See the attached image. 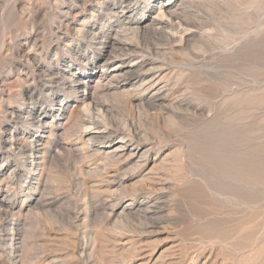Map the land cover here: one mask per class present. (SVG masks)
Masks as SVG:
<instances>
[{"label":"rangeland","instance_id":"rangeland-1","mask_svg":"<svg viewBox=\"0 0 264 264\" xmlns=\"http://www.w3.org/2000/svg\"><path fill=\"white\" fill-rule=\"evenodd\" d=\"M75 1L0 0V264H264V0H191L188 42L134 38L171 63L162 108L104 80L76 99L98 46L75 44ZM11 134L38 137L36 171Z\"/></svg>","mask_w":264,"mask_h":264},{"label":"bare ground","instance_id":"bare-ground-1","mask_svg":"<svg viewBox=\"0 0 264 264\" xmlns=\"http://www.w3.org/2000/svg\"><path fill=\"white\" fill-rule=\"evenodd\" d=\"M87 2H89L88 5H86ZM87 2H80V0L75 1L76 5L69 7V11L67 12L73 13L74 15L72 28L75 30V35L73 36L75 44H82L81 41H84L88 47H92L95 44L98 46V48L92 47L89 51L91 56L90 61L84 65L87 75L82 79H74L71 82V85H69L76 99L85 103L90 99V97H92V92H94L93 90L95 87L97 86L98 88V84H101L104 80L107 81L109 85L115 84L119 88L128 87L133 88L134 90L145 86L144 89L152 90L149 95L151 103L162 108L165 103L170 101L168 100V97L170 96L169 92L171 89H167V83L164 82L162 78H159V76H156V74L161 72L163 69L171 71V63H166L165 59L163 60L160 56L159 58L157 56L153 57V54H157L159 50L156 47H154L151 51L144 50L142 46L140 47L139 43L136 42L137 40H134V38L138 37L140 34L144 35L146 33H152L155 35L160 34L168 40L170 39L173 41H176L178 37L179 43L181 42L182 44L183 40V43H185V41H187L186 37L193 35V32L186 28L188 25L182 21L183 19L181 18V15L185 12L187 4L189 5L192 1L87 0ZM80 20L82 22L78 24V21ZM69 30L66 29V36L71 33ZM66 38L64 41L67 40ZM179 43L177 44L179 45ZM174 44L176 46V43ZM171 49L172 48H170V50ZM33 64L35 65L34 67L38 66V62L35 63V60ZM107 82H105V85ZM80 92L81 95H79ZM94 95H96V93ZM94 95L93 98L95 97ZM91 108V103H87L84 111L88 113ZM47 115L48 112L45 110L41 111L39 115H36V110L32 109V112H28L27 119L32 118L43 121ZM84 121L85 120L83 119L82 122ZM85 122L88 123L87 121ZM90 123L93 122L90 121ZM94 124L96 125V123ZM100 134L101 132L98 130L84 131V136L87 137V142L92 141L94 142V145L98 143L99 139H106L105 136H100ZM12 139V134L10 138L7 137V139H4L5 144H7L6 147L14 149L17 151V154L25 156L27 159L31 158V161L29 162L31 169H28L27 167L25 170L29 172L36 171L38 169V165L37 162H35V157H38L37 154L39 151L35 145L37 142H40L38 137L33 139L34 141L30 144L29 141L28 144L25 142L19 146H17L16 142ZM130 142L131 141L119 142L114 147V150H112V153L115 154V152L118 151L127 155V157L131 159L144 161L145 150L143 151V147L139 144ZM102 147L107 146L104 145ZM6 203L8 202L0 200L1 206ZM7 206L9 207V205ZM13 240H16V238L13 237L11 242Z\"/></svg>","mask_w":264,"mask_h":264}]
</instances>
